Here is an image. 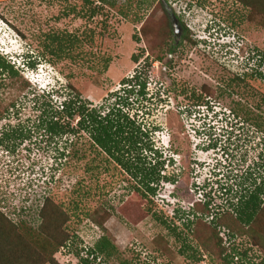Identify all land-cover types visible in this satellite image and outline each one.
Listing matches in <instances>:
<instances>
[{"label":"rangeland","instance_id":"1","mask_svg":"<svg viewBox=\"0 0 264 264\" xmlns=\"http://www.w3.org/2000/svg\"><path fill=\"white\" fill-rule=\"evenodd\" d=\"M171 2L201 43L200 72L190 78L198 89L204 84L215 90L217 106L194 123L195 116L174 107L176 98L171 97L141 118L161 127L150 133L159 150L174 158L161 173L171 182L163 179L157 195L146 198L142 176L124 172L95 146L90 131H78L80 117L62 121L78 133L54 136L46 126L61 112L55 106L78 96L103 115L117 105V92L126 88L127 78L145 69L144 60H135L137 45L158 42L159 33L171 29L164 0H0V55L19 73L15 78L0 75V212L16 229L10 232L4 221L0 264H88L83 261L88 259L90 264H264V241L258 240L264 228L245 231L212 221L203 206L211 201L225 220L237 210L244 189L262 183L264 104L259 91L264 92V82L250 75L239 81L248 71L201 41L204 23L206 28L215 16L232 40L241 41L242 62L249 61L247 49L264 51V12L250 21L254 12L237 0ZM48 39L60 40L66 52H58L59 43ZM133 166L149 168L139 160ZM80 182L91 188L92 198L83 209L92 217L59 247L57 239L42 231V209L48 200L69 204ZM192 204L201 217L208 216L199 226L195 215L175 216L178 210L191 212ZM149 207L153 212L148 213ZM154 212L170 224L176 221V234ZM58 214L57 219L71 212L61 208ZM188 245L192 249L184 254ZM93 250L99 255L90 256Z\"/></svg>","mask_w":264,"mask_h":264},{"label":"trees","instance_id":"2","mask_svg":"<svg viewBox=\"0 0 264 264\" xmlns=\"http://www.w3.org/2000/svg\"><path fill=\"white\" fill-rule=\"evenodd\" d=\"M169 2H164L167 4V6L170 8L174 15L181 19L182 12L177 11L178 7L174 8L173 2L171 0H168ZM241 1V3L249 8L254 13L250 14L249 19L250 21H254L255 15L261 14L264 12V1L263 0H237ZM264 18V14H263ZM203 24V22L201 23ZM208 24L205 28V23L202 28V32L204 34V38H201V41L210 48H214L218 54L223 55L224 57H231L233 60L237 62V65H240L241 69L243 68H249L251 64H257L258 62L264 63V56H260L258 54V50L255 48H249L247 49V58L249 61L242 62L241 57L239 55V52L242 50V44L239 42V39H236L234 37V40L230 38V35H228V29L227 27L218 20L215 16H213L208 22ZM263 24V23H262ZM264 25V24H263ZM187 28L192 31L195 34V31L193 30L192 26H187ZM195 36V35H194ZM48 41L54 43V45L59 43V49L58 52H66V48L61 47L60 40H53L48 39ZM200 43V41H197ZM45 48H49L48 45ZM28 57V56H27ZM261 57V58H260ZM29 58V57H28ZM27 58V59H28ZM135 60L139 63L140 58L136 57ZM27 61V60H25ZM260 62V63H261ZM27 64L30 66V64L27 62ZM108 62L106 63V67L108 66ZM140 64V63H139ZM8 73L13 78L17 77L19 73L17 72V69L15 66L12 65V62H10L6 57L0 55V75ZM239 81H242L241 78L238 79ZM135 86H141L140 94L137 93ZM154 82L152 78L147 77L144 70L139 72V74H135L133 79L130 81V83L121 93H118V100L117 105H115L108 114L103 115L102 112L90 110L88 108V105L84 104L80 96L77 97V99H68L63 102L62 106H55L60 110V115L58 112L54 113V117L50 122L47 124L46 128L47 130L53 134L54 136H63L68 135L70 133H78V131L87 130L91 132V135L94 139V144L96 147H101L103 150L108 154L112 160L116 162L118 167H125L127 170L126 172H130L132 169L131 163L132 160L126 156V153H131L130 150H126V144L133 146H137L138 144L143 143L144 139L143 137H146V141L150 142V135H148L151 130H147V132L143 131V127L147 125H151L150 122H143L140 118V123L137 124L136 121L131 120L129 118V115L124 112V109H129L131 112H135L136 118L139 119V116H141L140 111L144 110L145 102H152V98H148L149 91H153ZM121 91V90H120ZM159 95L156 91L154 92V95ZM161 94V93H160ZM215 95V94H214ZM51 96V95H49ZM152 96V97H153ZM131 98H136L135 103L131 102ZM153 103V102H152ZM50 104V103H49ZM119 106L118 108H116ZM216 109V106L212 105L211 102L204 103V105L201 108H197L194 111L185 112L189 116L190 114H193L195 116L194 122L196 123L198 120V116L202 113H214V110ZM59 115V118L54 121V119ZM234 114L231 112L230 116L232 117ZM76 117H80V121L78 123L79 130L76 132L71 128L70 123H66V121L62 122L63 119H75ZM193 117V116H192ZM142 121V122H141ZM9 138H7L8 140ZM172 142V139H171ZM153 148H151V152L149 155H147V158H149V163L146 162V160L141 159V156L138 157V160L141 161L143 164H149L151 167L150 169L158 171L159 168L166 166L167 163L170 165L173 163L174 158H170L169 156H165L161 153V150L158 149L157 146L152 144ZM138 150H140V146L137 147ZM100 149V148H99ZM123 151H125V154H123ZM141 152V151H140ZM161 153V154H160ZM140 154V153H139ZM66 152H63L62 157L65 158ZM78 155V154H76ZM99 156V155H98ZM151 158V159H150ZM68 164V162H67ZM158 167V169H157ZM137 169H141L139 171H142V181L145 185V191L144 196L146 198H149L151 196L155 197L157 195V192L159 190L158 187H152L151 184L154 182L161 183L163 179H165L166 182H171L168 178H161L160 170L159 172H150L148 173L144 170L145 167L142 170V167H137ZM216 169V168H215ZM163 170V169H162ZM248 175L254 176L255 174L249 173ZM262 174L256 176L258 179ZM97 177V176H95ZM139 177V176H136ZM98 179V177H97ZM262 179V183L260 186L257 184L255 185V190L251 188V186H247L244 191L242 192L241 197L239 198L240 203L237 205V210L233 212V215L231 217L226 218L225 220L222 219L223 215H219L220 213L217 212L216 207L212 206V202L204 201V208L210 210L212 221H219L220 223H224L225 225L229 226L230 224L235 225L239 227L240 230H248V227L252 230L254 228H257L261 231V229L264 228V176ZM99 180V179H98ZM84 183V184H83ZM80 182L78 186L75 188L73 195H77L74 199L69 201V204H58L53 205L50 200L45 203V206L42 209V216L44 221V227L42 228L43 232H46L48 235H52L55 239L58 240V246L60 247L62 244L66 245L67 241L69 240L71 233L74 234L76 227L82 222L85 218L92 217L91 214H89L85 209H83V205L85 206L86 200L89 201L92 198V195L90 194L91 188H86L85 182ZM252 189V190H251ZM202 190V189H201ZM72 198V196H71ZM152 204H155L154 200L150 201ZM203 202V200H202ZM200 202V203H202ZM195 204H192L191 212H187L184 210H178L177 214L175 216H178L180 220H183L184 218H187L189 215H195L198 226L200 224H203L207 217H201L202 214L198 213L196 209L199 208L196 207ZM61 208H67L68 211L71 212V214L68 216L65 214H61L59 218L57 219L58 212ZM236 208V207H235ZM153 212V207L148 208V213ZM218 213V214H217ZM189 216V217H190ZM206 216V215H205ZM90 217V218H91ZM154 218H157L163 226L173 231V233L176 234V230L178 224H175L176 221H172L171 224L168 222V220H163L164 218L161 216H158L154 212ZM210 218V217H209ZM220 219H222L220 221ZM179 220V221H180ZM7 221V218L0 212V238L4 237V227L7 225L4 224ZM193 223L192 225L197 226L196 223ZM218 222V223H219ZM10 228V232L16 231V229H12L11 227L14 225L11 222H8ZM227 223V224H226ZM229 224V225H228ZM70 225V226H68ZM175 225V226H173ZM193 226V227H194ZM14 228V227H13ZM256 229V230H257ZM16 233V232H13ZM253 233V232H252ZM254 233H257L254 231ZM258 235V234H257ZM256 242L264 241V237L260 236L257 240L254 238ZM232 238L231 236L228 237V241L231 242ZM1 241V239H0ZM183 241V240H182ZM259 243V242H258ZM100 245V244H99ZM105 248H102L98 246V250L101 253H106L107 250H104ZM191 247L188 245L183 250V253L186 254V252L191 251ZM98 250L94 252H90V256H98L99 252ZM6 256V255H5ZM3 257V256H0ZM1 261L2 258H0ZM85 263H89L90 259L83 260Z\"/></svg>","mask_w":264,"mask_h":264},{"label":"flooded vegetation","instance_id":"3","mask_svg":"<svg viewBox=\"0 0 264 264\" xmlns=\"http://www.w3.org/2000/svg\"><path fill=\"white\" fill-rule=\"evenodd\" d=\"M165 8H168V12H170L169 14L172 19V24L170 25L171 29H165L162 34L160 32L159 34L162 37L158 42L151 40L149 45L146 43L144 45H137L139 50L136 56L140 58L139 63L142 60L145 61L144 72L147 77L153 79L155 87H153V89L157 93H162L166 97V101L163 103H167V99L169 100L171 97H175L176 99L174 102H172L173 106L183 110V112L194 111L197 108H201L204 103L207 102H211L212 105L217 106L214 99V94L216 93L215 90L204 84L202 85L201 89H198L197 83H194L190 78L194 76V73L196 74V71L200 72V69L198 68L199 66L196 64L199 60L197 57V52L201 43L195 40V34L187 28L182 18L178 19L173 14V11L170 10L166 3ZM258 54L260 56H264V51L260 49ZM260 62L257 64H251L249 68H245L248 72H246L244 75H239L241 76L242 81H246L247 77L250 75L253 76V78H257L260 82H264V63ZM188 71L189 77H186ZM132 78L133 77L127 78L128 81L126 80L127 82L124 86H127ZM259 92L262 98L259 103L262 106L264 104V92L262 90ZM257 119L259 127H263L262 111L260 112V116ZM160 129V126H153L149 130H152L153 133H155L159 132ZM85 131L87 132V130ZM148 135H150V142H148V140L146 141V137L144 136L143 143L133 147L129 145V149L126 147V150L131 151V153H126V156L132 160V169L129 172V175L134 177L143 175L142 171H139L141 169H137V166H133V164L134 162L138 161V155L140 156L139 153L141 152H146L142 155L143 157H141V159H144L147 162V160H149L147 155H149L151 148H153L152 144L157 146L152 134L149 133ZM139 146L142 147L140 150L137 148ZM99 148L106 154L103 148ZM123 154H125V151H123ZM106 155L108 156V154ZM144 155L146 159L144 158ZM149 164H146V166L151 167ZM164 168H166L165 165L159 169L157 167L158 171L150 168L144 170L147 173L148 171H155L157 173L159 170L163 173L165 171ZM121 169L124 172L127 171L123 166ZM151 186L153 188L160 187L157 182L152 183Z\"/></svg>","mask_w":264,"mask_h":264},{"label":"built area","instance_id":"4","mask_svg":"<svg viewBox=\"0 0 264 264\" xmlns=\"http://www.w3.org/2000/svg\"><path fill=\"white\" fill-rule=\"evenodd\" d=\"M131 77H134L131 75ZM135 89L137 91L138 94H140V90H141V86H135ZM155 91V90H154ZM154 95V92L153 91H149V95H148V98H152V102H145V106L147 107V109L144 108L143 111H140V114L141 116H139V118H142L144 116L146 117H149V114H147V112H149V108H151V106H158V103L160 104V106L162 107V102L166 99L165 96L161 93V94H157L155 96ZM153 96V97H152ZM130 101L133 103H135L136 101V98H131ZM124 112L128 114V112L130 113L131 111L129 109H124ZM130 114H133V116H135V112L132 111ZM129 115V114H128ZM130 116V115H129ZM131 116V120H134L137 122V124H139V122L135 119V117ZM194 121V120H193ZM142 122V121H141ZM195 123V122H194ZM152 128V125H147V126H144L143 127V131L144 132H147V130L151 129Z\"/></svg>","mask_w":264,"mask_h":264},{"label":"clouds","instance_id":"5","mask_svg":"<svg viewBox=\"0 0 264 264\" xmlns=\"http://www.w3.org/2000/svg\"><path fill=\"white\" fill-rule=\"evenodd\" d=\"M22 59V58H21ZM20 59V60H21ZM24 64H27V61H25V62H23ZM131 77V76H130ZM133 79V78H132ZM170 138H168V143L167 144H170ZM159 149V148H158ZM170 152V151H169ZM161 153L163 154V155H165V153L163 152V150H161ZM170 154H172V151L170 152Z\"/></svg>","mask_w":264,"mask_h":264}]
</instances>
